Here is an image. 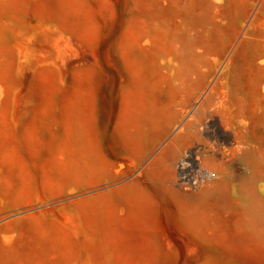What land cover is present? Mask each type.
Listing matches in <instances>:
<instances>
[{
	"label": "bare ground",
	"instance_id": "1",
	"mask_svg": "<svg viewBox=\"0 0 264 264\" xmlns=\"http://www.w3.org/2000/svg\"><path fill=\"white\" fill-rule=\"evenodd\" d=\"M0 264H264V0H0Z\"/></svg>",
	"mask_w": 264,
	"mask_h": 264
},
{
	"label": "rangeland",
	"instance_id": "2",
	"mask_svg": "<svg viewBox=\"0 0 264 264\" xmlns=\"http://www.w3.org/2000/svg\"><path fill=\"white\" fill-rule=\"evenodd\" d=\"M121 167L124 168L125 170L131 171V165L129 163H127L125 166H121Z\"/></svg>",
	"mask_w": 264,
	"mask_h": 264
}]
</instances>
